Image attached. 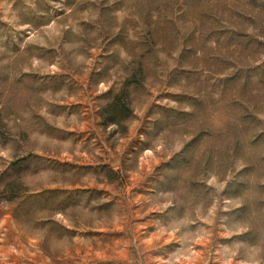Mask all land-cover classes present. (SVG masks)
<instances>
[{
	"label": "rangeland",
	"instance_id": "obj_1",
	"mask_svg": "<svg viewBox=\"0 0 264 264\" xmlns=\"http://www.w3.org/2000/svg\"><path fill=\"white\" fill-rule=\"evenodd\" d=\"M0 264H264V0H0Z\"/></svg>",
	"mask_w": 264,
	"mask_h": 264
},
{
	"label": "trees",
	"instance_id": "obj_2",
	"mask_svg": "<svg viewBox=\"0 0 264 264\" xmlns=\"http://www.w3.org/2000/svg\"><path fill=\"white\" fill-rule=\"evenodd\" d=\"M128 83L111 95L108 101L100 109V117L107 123L118 125L130 111V95L127 91Z\"/></svg>",
	"mask_w": 264,
	"mask_h": 264
}]
</instances>
